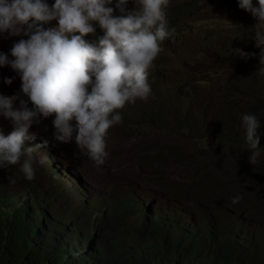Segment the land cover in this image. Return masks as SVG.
Here are the masks:
<instances>
[{
    "label": "clouds",
    "instance_id": "obj_1",
    "mask_svg": "<svg viewBox=\"0 0 264 264\" xmlns=\"http://www.w3.org/2000/svg\"><path fill=\"white\" fill-rule=\"evenodd\" d=\"M191 1L180 0L174 5L176 0H118L116 8L120 13L115 16V6H109L113 0H55L52 7L45 0H0V35L29 37L14 43L11 48L13 59L0 53V67L10 66L8 69L12 73L19 74L22 92L33 106L30 109L28 102L19 95H0V117L9 120L12 126L7 136L0 129V168L6 174L10 173L4 177L6 182H1L3 213L0 218L14 230L23 255L21 264H55L54 252L60 253L56 247V234L51 231L52 217L72 227L74 235L86 242L82 261L77 259L80 251L73 247L72 253L65 255L71 259L68 264H90L92 254L97 260L110 248L105 242L104 247L99 246L98 234L93 230L98 229L97 225L106 224L102 209L112 202L117 203L131 190H137L134 184L119 181L120 184L112 185V193L99 210L93 209L88 202L78 207L73 202L67 207L68 219L63 213H52L49 206L59 201L63 188H68L73 201L85 193L86 188L71 166L55 162L58 144L48 139L30 140L33 135L30 129L33 124L42 123L41 117L54 116L55 140L61 144L74 140L85 158L96 166L105 165L111 158L106 150L109 131L130 126L122 123V113L129 120V114L137 116L139 110L148 111L154 106L174 110L178 115H187L193 128L189 132L173 131L171 135L188 133L198 140L212 139L207 130L215 116L206 114L202 128L197 130V116L185 105L187 100L193 103L198 93H173V88L166 86L173 81L172 76L164 73L165 69L153 71L157 67L156 59L163 51L162 43L166 39L178 43L194 15L202 10L234 8L253 21L255 54L251 55L261 52L260 63L264 64V0H193L199 5L190 12ZM169 17L182 27L176 37L171 36V27L168 30ZM94 24L98 25L94 27ZM227 50L229 47L225 48ZM233 54L242 59L250 55L241 49L233 50ZM190 66L191 71L197 70L191 73L195 77L209 72L205 64ZM258 74L264 79V71ZM155 76L162 82L153 89L152 78ZM12 82V79H6L7 84ZM237 87L233 85L225 91ZM245 94L254 102L255 97L264 95V87L255 91L245 89ZM160 99L169 104L162 105ZM16 101H19V108L14 107ZM149 101L153 104L145 108L144 103ZM170 124L173 125L172 120ZM242 126L250 150L248 160L255 162L264 149L261 142L264 136L258 132L260 123L256 114L243 115ZM259 148H262L261 152ZM39 160L41 164L46 160L47 167L41 169ZM154 192L136 193L141 195L140 199L148 197L147 206L154 204L155 210H159L155 206L158 201L171 202V207L161 208L163 211L172 209L174 199H157L160 195L157 192L154 195ZM42 200L46 201L45 206ZM239 200L240 197H235L232 202L235 204ZM208 204L212 206L210 211L203 209V202L191 206H184L182 202V207L193 211L187 226L194 234L201 235L206 220L219 226L223 225L221 221L230 225V221L252 220L234 207ZM78 208L82 216L77 215ZM221 212L225 218L220 216ZM22 222L25 223L23 226Z\"/></svg>",
    "mask_w": 264,
    "mask_h": 264
},
{
    "label": "rangeland",
    "instance_id": "obj_2",
    "mask_svg": "<svg viewBox=\"0 0 264 264\" xmlns=\"http://www.w3.org/2000/svg\"><path fill=\"white\" fill-rule=\"evenodd\" d=\"M179 1L176 0L174 5L178 4ZM45 2L49 7H52L55 0H45ZM117 2L118 0H113V3L109 5L110 7L115 6V16L120 13L119 9L116 8ZM96 25L98 24H94V27ZM254 25L253 21L243 17L234 8L202 10L194 15L193 22L186 27V32L182 34L178 43L168 39L162 43L163 51L156 59L157 67L153 71L157 73L165 69L164 73L172 76L173 81L166 86L173 88V93H188V91L198 93L193 103L190 100L185 102L186 107H191L197 116V130L202 128V119L206 114L220 119L232 116L237 120L238 125L242 126L243 115L247 114L252 107V104L246 100L245 89L255 91L259 87H264V79L258 74L259 71H264V64L260 63L261 52H257L256 56L251 55L255 54L253 45ZM52 27H56V25ZM28 38L24 35H0V53L8 55L9 59H13L11 48L14 43ZM228 47L229 50L225 51V48ZM165 48H167L166 51ZM235 49H241L250 55L247 59H242L233 54ZM196 63L205 64L209 72L199 74V77L192 76L191 73L197 70L191 71L190 64ZM8 68L11 67H0V95L5 97L19 95L21 99L28 102L30 109L33 108L28 97L22 92V80L19 74L12 73ZM6 79H12V84H7ZM233 85L239 87L225 91L227 87ZM152 104L153 102L149 101L144 103V106L146 108ZM14 107L19 108V101H16ZM53 120L54 116L47 119L41 117L42 123L33 124L30 129L33 134L30 140L48 139L58 144V157H55V162H63L64 165L71 166L83 188H86L85 193L78 195L73 201L68 188L65 187L61 191L59 201L52 204L51 207L49 206L52 213H63L65 219L70 216L67 213V207L73 202L76 207L88 202V205L93 209H101L112 193V185L119 181L125 184H134L141 193L155 191L147 173H150V168L157 157L163 161L169 160L171 147H181L180 152L183 154L185 151L190 156V163H171L165 172L172 182L183 183H189L198 173L197 165L200 162L209 161L204 156L212 152L203 153L204 149L216 150L221 148L220 143L216 142L215 138H206L200 141L190 137L188 133L174 136L155 132L148 128L122 126L109 131L106 150L111 158L105 165L96 166L85 158L74 140L69 144H61L55 140ZM0 129L7 136L12 131L11 122L0 117ZM229 142L242 146V138L234 135H232V141ZM261 142L264 143V140L261 139ZM249 155V146L246 144L240 150H232L228 158L213 160L211 170L213 173H220L219 169L221 168L224 175L219 176L218 181L233 182L244 197L260 201L264 199V149L255 162L248 160ZM145 157L146 160L142 162V167L145 170H141L138 163L135 164V162L137 159L140 160ZM40 160L39 167L41 169L46 168L48 165L46 160L43 164L40 163ZM154 165L156 167L164 166ZM132 167L141 170L144 174L138 175ZM49 179H51L50 175ZM212 187L218 191V187ZM52 192L56 193V190H52ZM159 195L157 199L169 197L162 192H159ZM152 200L153 198L150 199V201ZM42 204L45 206L46 201L42 200ZM189 204L190 199L185 198L183 205ZM155 206L159 209H167L171 207V202L158 201ZM203 209L209 211L212 209L206 199L203 200ZM78 210L79 208L77 215L82 216ZM104 225H97L96 228L101 229Z\"/></svg>",
    "mask_w": 264,
    "mask_h": 264
},
{
    "label": "trees",
    "instance_id": "obj_3",
    "mask_svg": "<svg viewBox=\"0 0 264 264\" xmlns=\"http://www.w3.org/2000/svg\"><path fill=\"white\" fill-rule=\"evenodd\" d=\"M190 3V12L197 9L199 2L192 0ZM169 21L168 30L171 27L173 33L171 36L176 37L182 27L170 17ZM173 21L174 25H172ZM159 82H162L160 77L152 78L153 89ZM245 97L247 102L252 104L247 114H256L260 123L258 132L263 137L264 95L255 97L254 102L248 94ZM159 103L165 106L169 104L164 99H160ZM176 110H179L178 107ZM122 115V123L125 125L148 128L160 133L189 132L193 128V122L187 115H178L174 110L159 106H154L148 111L139 110L137 116L129 114V120L124 113ZM171 120L173 125L170 124ZM207 133L210 138H215L221 143V148L202 151L212 152L204 156L209 161L197 165L198 173L189 183L172 182L165 173L171 163H190L188 153L183 151L182 154L181 147L178 146L170 148L169 160L163 161L157 157L150 168V173H147L157 193H165L174 199L172 209L163 211L155 210L154 204L147 206L148 197L140 199L141 195L134 189L117 203L112 202L102 209V218L106 220V224L100 230H93L98 234L99 246L104 247L103 242H105L110 248L97 260L95 254L90 255V264H264V200L246 199L233 182L217 180L219 176L224 175L221 168L220 173H213L211 170L213 160L228 158L232 150H240L246 145L245 129H242L232 116L223 119L214 117ZM232 135L242 138V144H245L240 146L230 143ZM259 150L261 152L262 148ZM144 160L146 157L135 162L141 170H145L142 167ZM154 164L164 166L156 167ZM134 169L138 175L144 174L141 170ZM9 174L0 168V187L3 186L1 182L7 180H4V177L7 178ZM25 183L27 184V180ZM212 186L218 187V191ZM235 197H240V200L233 204ZM185 198L190 199L189 206L195 203L202 204L204 199L218 205L231 206L242 211L252 220L230 221V225L227 221L226 223L221 221L222 226L206 220L201 235L194 234L187 226L192 219L193 211H188V207H182ZM2 213L3 209L0 206V216ZM222 215L221 212L220 216L225 218ZM52 220L51 231L56 234V247L60 253L54 252L55 264H68L71 259L65 255L72 253L73 247L80 251L81 254L77 259L82 261L85 257L83 250L86 247L84 239L74 235L72 227L63 225L59 219L52 217ZM21 224L23 226L25 223ZM22 262L23 255L18 248L14 230L0 218V264Z\"/></svg>",
    "mask_w": 264,
    "mask_h": 264
}]
</instances>
